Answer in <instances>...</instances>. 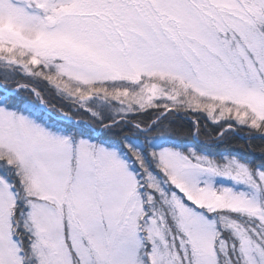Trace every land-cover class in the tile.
<instances>
[{"label": "snow or ice", "instance_id": "1", "mask_svg": "<svg viewBox=\"0 0 264 264\" xmlns=\"http://www.w3.org/2000/svg\"><path fill=\"white\" fill-rule=\"evenodd\" d=\"M237 129L264 141V0H0V264H264Z\"/></svg>", "mask_w": 264, "mask_h": 264}, {"label": "trees", "instance_id": "2", "mask_svg": "<svg viewBox=\"0 0 264 264\" xmlns=\"http://www.w3.org/2000/svg\"><path fill=\"white\" fill-rule=\"evenodd\" d=\"M46 87L45 97L53 101L55 99V93L52 89ZM58 103H64L63 100L58 98ZM154 115V113H153ZM192 118H187V115L173 116L170 119L176 120L177 123L173 126L175 130L180 134L182 138H191L189 137V132L195 134L197 128L193 125V121H199V132L200 139L211 142L212 138L217 136L218 128L210 119H206L203 115L192 116ZM89 118V117H86ZM138 120H147L149 116L142 115L137 117ZM238 132L228 133L225 137V143L221 145L222 149H227L234 152H243L247 154L250 158L259 159L260 147L264 145V141L260 139L248 140L247 131L245 129H237ZM220 131H223L220 129ZM244 134L245 137L241 136Z\"/></svg>", "mask_w": 264, "mask_h": 264}, {"label": "rangeland", "instance_id": "3", "mask_svg": "<svg viewBox=\"0 0 264 264\" xmlns=\"http://www.w3.org/2000/svg\"><path fill=\"white\" fill-rule=\"evenodd\" d=\"M16 79H18L21 83H30L28 80H26V79H24V78H22V77H17ZM32 86L33 87H37L39 90H41L42 92H43V94H44V98L46 99V100H48L52 105H54V106H56V107H63L64 105H65V102L64 103H58L57 101H58V95L56 94L55 95V99L57 100V101H53V100H51V99H48L47 97H45V93H46V84H42V83H34V84H32ZM47 87L48 88H50V89H52L51 88V86H49V85H47ZM47 94V93H46ZM68 109L65 107V111H67ZM81 117H83V119L84 120H88L89 118H86V117H88V116H86V115H84L83 113H81L80 115H77L76 116V118L79 120V119H81ZM187 118H192L193 119V117L192 116H187ZM235 132H238V130H235ZM240 135L241 136H243V137H245V135L244 134H241L240 133Z\"/></svg>", "mask_w": 264, "mask_h": 264}]
</instances>
